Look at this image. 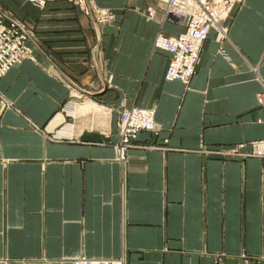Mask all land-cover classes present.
<instances>
[{"label": "crops", "instance_id": "1", "mask_svg": "<svg viewBox=\"0 0 264 264\" xmlns=\"http://www.w3.org/2000/svg\"><path fill=\"white\" fill-rule=\"evenodd\" d=\"M263 1L211 29L185 83L153 47L183 28L156 0H0L33 52L0 77V264H264ZM121 96L156 121L122 159Z\"/></svg>", "mask_w": 264, "mask_h": 264}, {"label": "built area", "instance_id": "2", "mask_svg": "<svg viewBox=\"0 0 264 264\" xmlns=\"http://www.w3.org/2000/svg\"><path fill=\"white\" fill-rule=\"evenodd\" d=\"M43 4L44 0H33ZM83 6L85 0H72ZM165 3L162 13L180 18L183 25L175 34L157 32L153 47L169 53L165 77L179 79L185 83L190 80L199 62L200 51L204 40L211 29L216 38L224 40L228 37L227 19L236 3L241 0H160ZM0 9V77L12 66L19 64L25 57H32V45L28 43L30 30L16 19H6ZM147 17L155 18V8L148 6ZM2 102L3 98H2ZM257 102L264 106V89L257 93ZM118 132L116 145L119 158L136 139L141 130L153 131L156 128L154 109L147 106L128 103L125 96L118 99ZM252 154L264 156V138L251 141ZM242 264H249L248 257L243 254ZM71 264H126L123 256L89 257L80 254L70 260Z\"/></svg>", "mask_w": 264, "mask_h": 264}, {"label": "rangeland", "instance_id": "3", "mask_svg": "<svg viewBox=\"0 0 264 264\" xmlns=\"http://www.w3.org/2000/svg\"><path fill=\"white\" fill-rule=\"evenodd\" d=\"M156 1H158V2H160V4H159V6H161V12L163 13V11H164V8H165V3H163V2H161L160 0H156ZM264 2V1H263ZM95 4V3H94ZM147 11H148V7H147ZM98 13L99 14H101V11L100 10H98ZM162 13H161V18L159 17L157 20L160 22L161 20H164V19H162L163 18V16H162ZM102 16H106V14L104 13V15L102 14ZM167 18L165 19V20H167V21H169L170 23H178V24H180V25H182V23L181 22H179L180 21V18L178 17V16H176V15H172V13H168L167 15ZM249 144H250V146L252 147V144H251V142H249ZM252 149H253V147H252Z\"/></svg>", "mask_w": 264, "mask_h": 264}, {"label": "bare ground", "instance_id": "4", "mask_svg": "<svg viewBox=\"0 0 264 264\" xmlns=\"http://www.w3.org/2000/svg\"><path fill=\"white\" fill-rule=\"evenodd\" d=\"M218 40V39H217ZM220 40V39H219Z\"/></svg>", "mask_w": 264, "mask_h": 264}]
</instances>
